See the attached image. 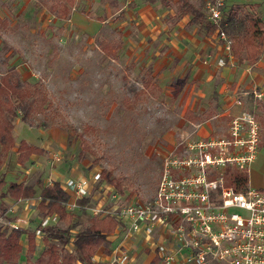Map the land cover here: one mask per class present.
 I'll use <instances>...</instances> for the list:
<instances>
[{"label": "rangeland", "instance_id": "rangeland-1", "mask_svg": "<svg viewBox=\"0 0 264 264\" xmlns=\"http://www.w3.org/2000/svg\"><path fill=\"white\" fill-rule=\"evenodd\" d=\"M191 1L200 4V0ZM12 3L0 0V76L12 65L21 80L36 82L40 91H31L28 97L22 92L24 105L12 97L3 107H16L14 122L25 113L32 126L49 129L55 139L51 152L59 154L58 161L69 172L74 168L90 180L91 190L98 193L92 194L91 202L88 197L83 208L94 207L102 197L106 204L148 199L157 185L162 153L184 152L202 138L197 131L205 122L212 124L210 137L217 138L226 135L234 115L248 111L257 125L258 149L264 145V117L255 111L261 100L248 95L246 99L254 101L250 108L242 103L231 106L234 115H221L214 105L217 98L209 97L211 87L196 70H175L179 60L162 65L164 57L173 60L168 52L172 43H186L182 35L171 34H191L197 27L188 23L189 15L177 16L175 2L31 0L20 9ZM231 9L264 20V0H227L225 12ZM164 26L166 29H158ZM191 87L196 99L187 105ZM186 105L192 106L189 115L184 113ZM13 133L26 140L39 136L37 128L22 123ZM50 156L47 154L49 160ZM254 160L246 171L247 185L264 188V172L252 167ZM37 162L45 164L41 158ZM14 166L13 149L4 154L0 151V177ZM102 170L121 182L122 193L100 177ZM12 179L7 177L9 182ZM3 198L0 206L7 208ZM69 210L80 223L76 229L87 225V215L78 214L79 209ZM35 220L38 227L51 223L49 216ZM58 223L65 227L68 221ZM21 261L26 262L22 258L17 264Z\"/></svg>", "mask_w": 264, "mask_h": 264}, {"label": "built area", "instance_id": "built-area-1", "mask_svg": "<svg viewBox=\"0 0 264 264\" xmlns=\"http://www.w3.org/2000/svg\"><path fill=\"white\" fill-rule=\"evenodd\" d=\"M226 1L202 0V6L231 55V36L220 25ZM254 94L261 97V92ZM242 103L235 99V104ZM229 123L226 135L201 138L179 154L162 153L157 185L148 199L115 201L92 209V215L115 217L128 231L148 236L156 226L165 227L178 241L177 251L196 264H264V188L246 184L235 189L225 183L228 170L246 173L250 168L258 152L257 125L248 111L234 115ZM64 183L70 195L83 191L80 181L70 178ZM66 207L73 209L75 203L68 200ZM0 225L20 227L5 212L0 214ZM172 257L169 254L165 261Z\"/></svg>", "mask_w": 264, "mask_h": 264}, {"label": "crops", "instance_id": "crops-1", "mask_svg": "<svg viewBox=\"0 0 264 264\" xmlns=\"http://www.w3.org/2000/svg\"><path fill=\"white\" fill-rule=\"evenodd\" d=\"M30 3L31 0H13L12 4L20 9ZM157 17L158 15L156 14L155 18L158 19ZM158 29L164 30L166 29V26ZM176 34L182 35V41H186V43H184L183 46H176L172 43L173 46L169 48L168 52L171 51L170 54L173 56V60L172 62H168L171 57H164L162 59V65L173 64L175 61L179 60L175 65V70L183 67L190 70H196L197 75H201L205 78V85L211 87L209 97L214 99L217 98L214 100V105L217 104V109L221 115H234L235 112H231V106L239 107L235 104V99L238 97L242 98L243 105L250 108L251 103L254 101L250 102L248 98L246 99V97H248V95L252 96L253 94V100H261L262 103L261 107L256 108L255 111L257 114L264 117V47H262L257 61L254 63H248L244 57L237 58L233 56V54L229 55L226 52L222 41L217 38L215 31L212 34H204L196 27L195 32L191 34L185 31H179L178 33L173 32L171 35ZM166 62L168 63L166 64ZM254 91L261 92V97L257 98ZM192 92L193 87H191L187 95L186 90L182 95L183 98L186 95L187 105H189L190 101H194L196 99ZM253 105L256 106V104ZM191 107L192 106H187L185 108V111L189 110V114H191L192 111ZM20 123L27 125L31 129L37 128L39 134L38 137L32 140H23L38 147L42 151L31 153L28 159L23 164H20L16 160L18 154L16 151L17 146H14L12 149L15 154V166L6 170L3 176L4 180L7 181V177L10 176L13 178L10 182L34 184L36 195L39 193V188L36 184L37 182H41L42 184H51L53 181H58L61 188L69 194V190L64 182L70 178L75 181H80L83 185L82 193L77 195L74 193L71 195L69 194V201L74 202L75 208L73 209H79L77 213L80 215H87V219L92 216V209L110 205V203L106 204L105 202L107 199L102 197V199L99 200L94 207L89 208L86 206V208H84L85 213H82L81 205L77 203V200H80L82 197H86L87 201L90 198L89 201L91 202L93 199L92 194H97L98 191L91 190L90 180H88L79 171L77 172L73 168V170L69 172L67 170V165L64 162L58 161L59 159H55L54 156H59V154H57L56 151L55 153L51 152V146L52 143L55 142V139L50 136L49 129L35 127L21 119H18L14 122L13 129L15 131H17V125ZM210 132H212V124L210 122H205L198 128L197 136L206 138L210 136ZM13 137L17 145L21 138L18 136L16 137L14 133ZM47 154L51 155L50 160L47 158ZM40 158L44 160L43 163L45 164L37 162ZM28 161L35 162H31L29 165L27 164L25 166V163ZM252 167L258 168L264 172V145H261L258 149ZM35 171H38L36 175ZM32 174L34 176H32ZM103 186L106 190H108V185L103 184ZM3 201L8 205L7 208H5V214L9 221L17 222L20 228L24 230L36 231V249L32 254L33 257H36L43 249L42 233L37 231L39 228V221L35 220L41 218L36 208L37 198L15 199L13 197L6 196L3 198ZM32 216L35 218L33 219ZM49 218H51V223H56L60 226L56 216L52 215L49 216ZM108 239L111 243V251L106 253L103 248H99L93 257L94 264H152V260L155 255L160 258L156 264H196L195 262L187 261L183 258L182 250L177 251V248L179 247L178 241L168 229L162 226H156L151 232V235L148 236L143 232L134 233L128 231L127 228L119 222L115 230L108 235ZM20 243L21 251L19 259L21 260L24 258V260H26L28 255V238L26 233L22 234ZM169 254L173 255V257L169 260V262H166L165 258ZM115 256L117 260L113 261ZM25 263L26 262H22L21 264Z\"/></svg>", "mask_w": 264, "mask_h": 264}, {"label": "trees", "instance_id": "trees-1", "mask_svg": "<svg viewBox=\"0 0 264 264\" xmlns=\"http://www.w3.org/2000/svg\"><path fill=\"white\" fill-rule=\"evenodd\" d=\"M163 5L175 2L177 16L189 15V24L197 26L198 30L204 34H212L216 26L211 25L206 19L203 11L202 0L196 5L191 0H160ZM2 21V20H1ZM221 27L227 32H232L231 51L237 58H245L248 63L257 61L262 47H264V20L250 12L239 15L233 9L225 12L223 10ZM36 82H26L20 79L14 66H9L6 73L0 76V151L4 153L17 146L18 152L16 160L23 164L31 153L41 152L38 147L19 140L16 145L12 130L14 128V118L17 117L16 107L4 108L3 104L10 98L18 99V103L24 105L25 96H32L39 92ZM32 91V92H31ZM35 97L31 99V102ZM24 107V106H23ZM22 109V107H21ZM24 109V108H23ZM188 113L189 110H186ZM197 119L196 117H192ZM21 120L28 122L25 113L21 115ZM32 125V124H31ZM100 177L110 184H113L119 193H122L120 181L110 178L104 170L100 172ZM246 173L236 169H230L225 175V183L233 185L235 189H241L247 184ZM39 193L36 195L34 184L9 182L5 184L3 175L0 177V187L5 188L0 192V198L13 197L15 199L37 198L36 208L42 217L56 216L57 221H68L65 227H60L56 223L43 224L37 231L42 233L43 249L31 260V256L36 249V231H27L20 227L13 228L9 225H0V264H17L21 251L20 238L26 233L28 238V251L25 264H94L93 257L99 248L104 252L111 251L108 235L112 233L119 224L118 219L109 215H92L87 219V225L81 229H76L80 224L76 219H72L75 214L67 209L66 203L69 195L64 191L58 181L51 184L36 183ZM87 202L86 197L77 200L81 205V212ZM1 204V203H0ZM4 206H0V214L5 212ZM160 258L155 255L152 264H156Z\"/></svg>", "mask_w": 264, "mask_h": 264}]
</instances>
